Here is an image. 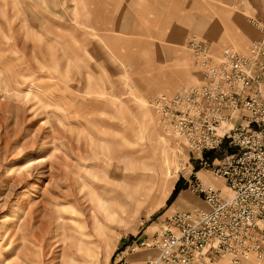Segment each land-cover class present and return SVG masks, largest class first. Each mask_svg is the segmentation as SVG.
Returning <instances> with one entry per match:
<instances>
[{
	"label": "rangeland",
	"instance_id": "1",
	"mask_svg": "<svg viewBox=\"0 0 264 264\" xmlns=\"http://www.w3.org/2000/svg\"><path fill=\"white\" fill-rule=\"evenodd\" d=\"M255 9L249 0H0V264H116L179 211L189 180L213 177L204 166L230 148L189 150L150 101L200 82L186 41L209 39L212 24L216 53H246L254 39L239 48L233 20L263 25Z\"/></svg>",
	"mask_w": 264,
	"mask_h": 264
},
{
	"label": "built area",
	"instance_id": "2",
	"mask_svg": "<svg viewBox=\"0 0 264 264\" xmlns=\"http://www.w3.org/2000/svg\"><path fill=\"white\" fill-rule=\"evenodd\" d=\"M259 31L249 52L231 47L222 56L191 37L186 47L203 70L202 83L152 97L163 128L189 150L232 151L204 166L223 189L189 180L206 208L175 211L152 236L122 249L116 264H213L225 256L231 264H264V24Z\"/></svg>",
	"mask_w": 264,
	"mask_h": 264
},
{
	"label": "crops",
	"instance_id": "3",
	"mask_svg": "<svg viewBox=\"0 0 264 264\" xmlns=\"http://www.w3.org/2000/svg\"><path fill=\"white\" fill-rule=\"evenodd\" d=\"M249 1L257 6V9H255L256 10L255 15L257 16V15L260 14V16H264V14L262 13L264 11V10H262V9H264V6L261 5V2H263V0H249ZM204 22H205V19H203V18H199V19L196 18V23L194 24L195 25L194 29H196L195 30L196 32H200V29L202 28V24ZM259 25L260 24H258V22H254V21L248 20L243 15H240V14H238V15H236L234 17L232 29H237L235 31L236 32L235 38L238 39L237 40L238 47L241 48V49H244L246 47V45L249 43V41H251L252 39H254L250 43V45L248 46L247 50L246 51H243V52H246V53L249 52L252 43L256 39H258L260 37ZM219 26H218V24H216V25L215 24H212L210 26L211 28H209V29H211V30L209 31L210 32L209 39L208 38H205V37H200V36H192V37H196L197 39L206 42L207 44L210 45V47H211V49H212V51H213V53L215 55L222 56L224 54L225 50L227 48H231V47L225 46V47L222 48V50L220 51V53H216V50H215L213 44H216V45L218 44L217 36H218V33H219V29H221V27H219ZM172 37L173 38H171V39L173 41H177V40L181 41V37H182L181 30L176 29L173 32ZM190 38L191 37H189L188 39H190ZM200 70H201V75H202L201 76V79H200V82L198 84H195V85H192V86H196V85H199L200 83H202V81H203V70H202V68ZM192 86H190V87H192ZM176 91L177 90L172 91V92H162V93H165L166 95L171 96ZM199 173L201 174V172H199ZM200 176L201 177H199V178L204 179L208 183H211V184H213V185H215V186L223 189V181H221L219 179H216L214 177H211V175L205 174V173H202ZM130 196L131 195H130V192L128 191V188L127 189L124 188V191H122L121 198L123 199V201L125 203H126L127 199ZM174 204H176V207H175L176 210H190V209H193L195 207H203V208H206L207 207L206 203L199 196H197L195 194L189 195V193H187V190H182L178 194L176 200L174 201ZM167 217L165 218V220L167 219ZM145 236H149V235H145ZM146 254L147 253L145 251H142L139 254L141 256H138L137 255V257L140 260H143L145 258V256H146ZM215 263L216 262H214L213 264H215Z\"/></svg>",
	"mask_w": 264,
	"mask_h": 264
},
{
	"label": "bare ground",
	"instance_id": "4",
	"mask_svg": "<svg viewBox=\"0 0 264 264\" xmlns=\"http://www.w3.org/2000/svg\"><path fill=\"white\" fill-rule=\"evenodd\" d=\"M116 214H117V213H116ZM63 253H64V255H66V251H65V249H64Z\"/></svg>",
	"mask_w": 264,
	"mask_h": 264
},
{
	"label": "trees",
	"instance_id": "5",
	"mask_svg": "<svg viewBox=\"0 0 264 264\" xmlns=\"http://www.w3.org/2000/svg\"><path fill=\"white\" fill-rule=\"evenodd\" d=\"M230 151H232L231 149H230ZM175 191H177V188H176V190Z\"/></svg>",
	"mask_w": 264,
	"mask_h": 264
}]
</instances>
